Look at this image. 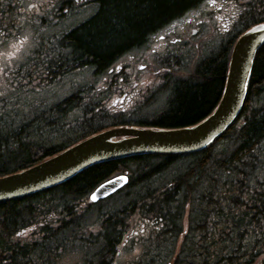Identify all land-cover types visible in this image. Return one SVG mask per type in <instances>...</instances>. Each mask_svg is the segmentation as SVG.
Masks as SVG:
<instances>
[{
    "label": "trees",
    "instance_id": "16d2710c",
    "mask_svg": "<svg viewBox=\"0 0 264 264\" xmlns=\"http://www.w3.org/2000/svg\"><path fill=\"white\" fill-rule=\"evenodd\" d=\"M232 1L236 8L234 29L228 36L224 32L227 38L221 40L216 52L199 60L188 75L179 67H187V56L183 62L173 63L171 51L163 59L169 67L168 77L177 81L171 82L167 110L150 126L192 125L218 103L236 38L264 22V0ZM56 2L58 9L28 18H42L51 26L72 14L76 6L74 0ZM203 2L91 0L95 12L77 26L46 38L37 52L38 62L30 69L15 70L13 83L17 88L41 87L79 69L105 76L121 55ZM21 7L20 0H0V39L11 36L22 24ZM263 95L264 43L256 52L240 113L207 148L191 154H152L95 164L44 191L1 201L0 264L45 261L54 238L71 228L79 231L72 233V241L99 246L83 264H111L122 243L135 244L137 240L145 249L133 264H264ZM101 100L98 94L73 92L42 115L28 119L20 118L15 102L6 100L0 105V176L33 166L92 134L119 125L104 113H95L94 106ZM74 114L81 117L72 127L78 130L79 138L52 144L63 132L59 131L60 117ZM183 157L189 159L179 172L164 182L158 180ZM121 173L129 176L127 185L106 200L124 191L126 198L83 226L88 194ZM66 198L71 202L64 201ZM40 217L44 224L35 232L40 239L11 240L16 233L36 225Z\"/></svg>",
    "mask_w": 264,
    "mask_h": 264
},
{
    "label": "rangeland",
    "instance_id": "374dc122",
    "mask_svg": "<svg viewBox=\"0 0 264 264\" xmlns=\"http://www.w3.org/2000/svg\"><path fill=\"white\" fill-rule=\"evenodd\" d=\"M56 1L60 0H20L22 6L20 13L23 14L22 24L15 28L11 36L0 39V105L4 104L6 100L15 102L16 112L21 115L20 118L22 119L42 115L49 106H53L56 102L73 92H77L81 96L95 95L96 84L103 77L97 76L91 69H79L69 72L41 87L21 85L20 88H17L13 83L12 76L15 70L30 69L38 62L37 52L39 47L43 46L46 38L77 26L96 10V6L90 3V0H79L77 2L74 0L76 6L71 9L73 13H68V17L58 20L54 25L45 24L46 22L42 18L35 20L28 18L29 15L33 17L34 14L43 16L49 9L55 8L56 4L59 3ZM234 6L235 4L232 0H204L197 8L187 12L181 18L168 25L160 33L165 37L158 38L157 35L149 38L148 59L152 56H150L152 51L155 52V55L172 51V59L176 61L182 60V62L187 56L189 59L187 67L180 65L179 67L184 72L186 71V75H188L199 60L216 52L221 40L227 38L232 29H234V12L236 11ZM225 26L226 29H224ZM224 32H226L227 36H225ZM145 51V47L134 50L125 54L126 57L124 59H127L133 68H137L148 60ZM176 65L174 64V67ZM173 75L178 74L174 73ZM165 98L167 99V97L163 96V101L159 100L151 106L152 108L148 111L149 121L156 116L151 113H158L165 107ZM263 100L264 95L260 102H263ZM80 119L81 117L77 114L61 116L58 120L59 131L63 132L53 139L52 144H67V141L79 138L78 130L72 129V127ZM110 122L106 121L105 123ZM48 134L49 132L47 131L45 135L49 137ZM51 145H46L45 147ZM187 159L189 157L177 160L170 169L158 176V180L164 182L166 179L171 178L181 170L182 163ZM125 198L126 191L113 199L100 201L96 204H89L86 201L83 206L86 210L83 226L91 224L95 218L121 204ZM64 201L71 202L69 198L64 199ZM36 223V225L16 233L11 240L21 239L22 241L32 242L35 239H40L39 234L35 235V232L39 231L38 227L44 224L42 217ZM77 230L78 228H71L55 237L51 243V254L44 258L45 261H40L37 264H83L85 259L92 257L95 251L99 249V246L88 245L81 240L72 241V233ZM76 233L79 234V231ZM144 249V243L140 240H137L135 244H131V242L122 243L111 264H133L143 254ZM38 259H41L40 255Z\"/></svg>",
    "mask_w": 264,
    "mask_h": 264
},
{
    "label": "water",
    "instance_id": "95a60500",
    "mask_svg": "<svg viewBox=\"0 0 264 264\" xmlns=\"http://www.w3.org/2000/svg\"><path fill=\"white\" fill-rule=\"evenodd\" d=\"M263 43L264 22L237 38L218 103L200 121L177 128L117 126L103 130L33 166L0 176V201L54 187L95 164L134 156L194 153L207 148L240 113L253 61ZM127 183L126 175L109 178L89 194L88 201L102 200Z\"/></svg>",
    "mask_w": 264,
    "mask_h": 264
},
{
    "label": "flooded vegetation",
    "instance_id": "af4514ba",
    "mask_svg": "<svg viewBox=\"0 0 264 264\" xmlns=\"http://www.w3.org/2000/svg\"><path fill=\"white\" fill-rule=\"evenodd\" d=\"M58 8V4H56L54 9ZM66 13L67 10L63 12V14ZM164 29L153 34L152 37L157 35L158 38L165 37L160 34ZM143 47L146 48L145 52L148 59L147 40L141 46L121 55L119 60L109 68L107 75L98 80L97 87L94 88L102 100L99 105L94 106L97 107V113L105 112L112 119L121 118L120 122L127 125L148 127L153 119L159 118L160 114L167 110V104L172 93L171 82L177 81L175 78L168 77L169 67L163 64V59L167 58L171 51L159 55H155V52L152 51L150 54L152 56L144 64L133 68L130 62L124 59L125 54ZM172 62L175 63V60L172 59ZM163 96L167 97V99L165 98V107L158 113H151L156 116L154 115L155 117L149 121V109L159 100L163 101Z\"/></svg>",
    "mask_w": 264,
    "mask_h": 264
},
{
    "label": "bare ground",
    "instance_id": "6f19581e",
    "mask_svg": "<svg viewBox=\"0 0 264 264\" xmlns=\"http://www.w3.org/2000/svg\"><path fill=\"white\" fill-rule=\"evenodd\" d=\"M181 13H183V12H181ZM161 61V60H160ZM165 66V65H164ZM170 78H171V76H170ZM185 80V79H184ZM177 83V82H176ZM172 88V87H171ZM82 106V105H81ZM60 107V106H59ZM74 111V110H73ZM58 126V125H57ZM67 126V125H66ZM30 140V139H29ZM235 160V159H234ZM207 167V166H206ZM225 167V166H224ZM243 168V167H242ZM240 170V169H239ZM242 170V169H241ZM223 177V176H222ZM249 182V181H248ZM199 187V186H198ZM199 190V189H198ZM167 191V190H166ZM200 191V190H199ZM173 204V203H172ZM14 217V216H13ZM166 220V219H165ZM168 225V224H167ZM113 242V241H112ZM114 243V242H113ZM20 246V245H19ZM169 247V246H168ZM201 261V260H200Z\"/></svg>",
    "mask_w": 264,
    "mask_h": 264
}]
</instances>
